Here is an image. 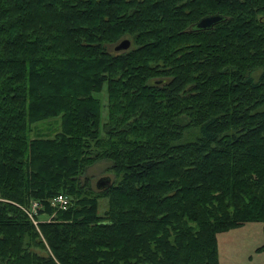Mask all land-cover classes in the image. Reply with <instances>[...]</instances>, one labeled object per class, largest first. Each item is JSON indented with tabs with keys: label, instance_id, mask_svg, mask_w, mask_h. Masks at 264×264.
<instances>
[{
	"label": "trees",
	"instance_id": "16d2710c",
	"mask_svg": "<svg viewBox=\"0 0 264 264\" xmlns=\"http://www.w3.org/2000/svg\"><path fill=\"white\" fill-rule=\"evenodd\" d=\"M102 160L98 190L81 177ZM35 199L36 219L55 212L37 225ZM249 222L264 228V0H0V264H218L217 235Z\"/></svg>",
	"mask_w": 264,
	"mask_h": 264
},
{
	"label": "rangeland",
	"instance_id": "374dc122",
	"mask_svg": "<svg viewBox=\"0 0 264 264\" xmlns=\"http://www.w3.org/2000/svg\"><path fill=\"white\" fill-rule=\"evenodd\" d=\"M103 93V92H102ZM106 108L102 109V117H105ZM60 117H54L35 123L32 127V136L36 135H53L59 130ZM110 161H98L91 166H88L81 179L84 181L85 177L90 182L91 186L95 188V182L98 178L108 176L113 179L112 173L108 172ZM67 199L70 197L66 194ZM35 202L32 205L33 211L42 209V202L32 200ZM31 203L29 207L31 206ZM38 205L36 207V205ZM27 208H25L26 210ZM42 215L41 220H49L52 215ZM40 213L37 214V219L33 217L35 225H37ZM31 219V218H30ZM217 251L218 264H264V228L262 222H249L241 227L230 229L217 235Z\"/></svg>",
	"mask_w": 264,
	"mask_h": 264
},
{
	"label": "water",
	"instance_id": "95a60500",
	"mask_svg": "<svg viewBox=\"0 0 264 264\" xmlns=\"http://www.w3.org/2000/svg\"><path fill=\"white\" fill-rule=\"evenodd\" d=\"M224 17L218 13L215 14H210L203 16L200 18L195 24L194 28L195 29H210L212 28L215 24L219 23L222 21ZM131 46V41L128 38H122L119 40L114 46L113 50L117 52L125 51L129 49ZM111 185V179L108 176H103L97 179L95 182V187L98 190L104 189L106 187H109Z\"/></svg>",
	"mask_w": 264,
	"mask_h": 264
},
{
	"label": "built area",
	"instance_id": "2783aa9c",
	"mask_svg": "<svg viewBox=\"0 0 264 264\" xmlns=\"http://www.w3.org/2000/svg\"><path fill=\"white\" fill-rule=\"evenodd\" d=\"M35 202H32L31 203V206L29 209L25 210L26 213L28 214V216L32 219L33 223H36L33 219V217H35V214L37 213V211H33L32 210V205L34 204ZM68 203V199L65 195L63 194H58L57 196H55L52 200H51V205L52 206H55L57 208H65L66 205ZM36 205V204H35ZM38 205H36L37 207Z\"/></svg>",
	"mask_w": 264,
	"mask_h": 264
}]
</instances>
